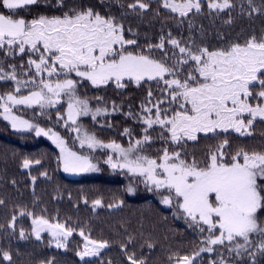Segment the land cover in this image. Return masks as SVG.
Masks as SVG:
<instances>
[{"label": "snow or ice", "instance_id": "6c2138e0", "mask_svg": "<svg viewBox=\"0 0 264 264\" xmlns=\"http://www.w3.org/2000/svg\"><path fill=\"white\" fill-rule=\"evenodd\" d=\"M39 2L0 0V6L9 10V14H0V53L4 57L28 55L27 67L21 63L19 69L15 63L0 61V81H12L15 85L12 91L0 95L3 119L17 132L47 137L59 149L58 161L64 172H98V164L89 155L70 148L59 132L13 114L16 106L23 105L39 106L43 115V109L56 107L67 97V111L64 115L58 113L56 120L77 133L75 139L80 148L110 150L113 155L106 153V165L114 172L137 178V184L159 196L163 205L175 207V214L200 234L201 239L190 253L170 255L169 264H198L201 254L210 256V264H258L257 258L264 257V148L237 147L228 151L229 137L220 139V134L251 137L255 124L264 122V34L252 35L243 43L209 48L197 43L191 34L187 41H181L169 33L167 37L162 35L159 43L148 44L147 52L134 54L127 46L136 45L137 41L125 37L122 19L92 5L67 7L65 0H56L58 8L67 7L60 15H39L30 20L15 18L18 10ZM98 3L108 9L113 5L126 7L136 15L146 13L150 7L146 0H130L126 5L123 0H98ZM247 3L250 16L264 13V5L256 7L253 0ZM203 4L204 0H161V6L181 18L178 21L181 24L190 14H202ZM235 7L234 0H207L209 12L217 15L221 12L230 15ZM227 22L231 23V19ZM188 28L190 33L194 28L190 19ZM166 45L171 46V55ZM153 49L161 51L162 58H154ZM73 74L79 79L71 78ZM81 81L94 88L114 84L118 89L126 87L125 81H133L137 87L145 81H155L157 85L162 82V97L153 103L154 94L149 90L147 104H141L143 114L133 117L145 126L142 138L130 141L125 148L114 140L105 143L82 130L79 117L91 115L97 121L109 109L90 108L89 99L78 95ZM22 89H28V94H21ZM95 99L103 104V97ZM112 110H117L115 102ZM157 127L160 132L156 138L178 148L164 147L153 158L144 154V150L153 141L150 130ZM201 134L220 142L209 147L203 161L194 155L188 159L183 149L187 142L198 141ZM123 135L131 136L129 129L125 128ZM32 163L25 159L22 166L28 168ZM127 191L135 194L136 188L130 184ZM4 203L0 199V205ZM92 205L93 211L105 206L101 199L94 200ZM19 214L32 217L31 233L36 240L47 232L51 236L49 245L54 243L57 249H65L76 231L64 222L52 223L27 210ZM15 221L13 215L8 224L13 231ZM78 234L83 238L82 247L75 253L80 261L96 257L100 258L99 264H112L102 258L103 250L110 247L109 241L93 239L84 229ZM26 238L21 228L19 239ZM132 243L133 238L129 237L127 244H121L127 264H150L146 255L129 250L128 244ZM141 247L152 250L156 245L145 241ZM0 260L13 264L8 251L0 252Z\"/></svg>", "mask_w": 264, "mask_h": 264}, {"label": "trees", "instance_id": "16d2710c", "mask_svg": "<svg viewBox=\"0 0 264 264\" xmlns=\"http://www.w3.org/2000/svg\"><path fill=\"white\" fill-rule=\"evenodd\" d=\"M123 2L126 5L130 0ZM146 2L150 5L149 10L142 15H136L126 7L121 9L113 5L111 9L103 8L98 0H65L67 7L92 5L101 12L111 11L121 18L126 29L125 37L137 41L136 45L127 46L134 54L147 52L148 44L159 43L160 37H167L169 33L181 41H187L191 34L197 43L209 48L223 47L232 42L243 43L252 35L259 37L264 34V13H253L250 16L247 0H234L236 7L231 10L230 15L228 12L218 15L215 12L210 13L207 0H204L203 13L194 16L190 14L188 18H184L182 24L178 23L181 18L161 6V0ZM253 2L256 7L264 5V0ZM67 7L58 8L56 0H47V3L40 0L36 5L18 10L15 18L60 15ZM0 14H9V11L0 6ZM189 19L194 25L191 33L188 28ZM229 19L231 23L227 22ZM166 48L171 55V46L166 45ZM151 55L160 59L163 53L153 49ZM13 63L16 64L17 61ZM125 84L123 89L116 88L114 84L99 88L102 93L97 96L110 103L109 115L103 120L100 119L102 126L93 130L103 141L120 142L128 137L141 138L145 126L133 117L141 115V104H147L149 90L154 94L153 101L162 97L161 89L164 86L161 83L157 85L155 81H145L139 87L131 81H125ZM113 102L117 106L116 111L112 110ZM38 112L39 109L34 106L28 108L20 105L13 109L14 115L54 130L55 123L47 116L51 114L40 115ZM125 128L129 129L131 136L123 135ZM150 132L153 141L145 146L148 156L155 158L164 147L178 148L156 138L160 132L158 127ZM225 135L230 142L228 151H234L237 147L264 148V122L255 124L251 137L222 133L220 139ZM61 136L74 151L89 155L98 164L100 171L78 178L66 176L61 171L58 161L60 154L56 147L33 132L15 131L0 116V199L5 202L0 205V252L8 251L13 264H42L47 260H53L54 264H99L100 258L90 257L86 261H80L76 256V250L83 245V238L78 234L80 229H84L93 239L109 241L110 247L103 250L102 258L105 262L111 260L112 264H127L121 244H127L129 237L133 238V243L128 244L129 250H135L138 255H146L150 264H169L170 255L188 254L194 249L201 236L182 216L175 214V207L163 205L159 196L148 192L143 184L136 183L137 178L120 171L114 172L104 163L105 153L81 149L68 131H63ZM219 142V139L201 134L198 141L187 142L183 151L188 153V159L194 155L201 161L206 159L209 147H214ZM25 159L33 162L28 168L22 166ZM37 160L40 163H35ZM130 184L136 188L135 194L128 193ZM96 199H101L105 206L93 211L92 202ZM85 200L88 201L87 204ZM113 203L120 206L107 207ZM21 210L30 211L35 216L43 215L53 223L64 222L76 229L69 238L67 247L57 249L53 244L50 246L51 238L48 234H41V240H36L31 233L32 217L21 216ZM13 215L16 216L15 231L8 228ZM21 228L27 236L24 240L19 239ZM145 241L155 243L156 247L152 250L142 248ZM210 259L208 254H201L198 264H210ZM257 259L258 264H264V257ZM0 264L8 262L0 260Z\"/></svg>", "mask_w": 264, "mask_h": 264}, {"label": "rangeland", "instance_id": "374dc122", "mask_svg": "<svg viewBox=\"0 0 264 264\" xmlns=\"http://www.w3.org/2000/svg\"><path fill=\"white\" fill-rule=\"evenodd\" d=\"M9 11V10H7ZM33 17H24V19L26 20H30L32 19ZM127 39H131V38H128L126 36ZM33 58H36L35 56H33ZM27 59H28V55H24V56H21V55H16L15 57H4L2 53H0V61H3L5 64H8V63H13L15 61H17L16 65H17V68L19 69V65L21 63H23L25 65V67H27ZM21 75V78H23V75L22 73L20 74ZM45 78H47L46 74H45ZM62 78V77H61ZM73 79H79L77 77L74 76V74L72 75ZM52 79H56L55 77H53ZM129 82V81H127ZM133 82V81H131ZM133 84H135L133 82ZM161 84L163 85V83L161 82ZM110 85V84H109ZM136 85V84H135ZM164 86V85H163ZM15 85H14V82L12 81H0V95H3L5 94L6 92L8 91H12L14 89ZM102 91V90H101ZM101 91H99V88H94L91 86L90 83H88L87 81H81L80 84L78 85V89H77V92H78V95L81 96V98H88L89 101H90V104H89V107L90 108H95L97 106H106L108 109H109V112L107 115H101L99 117H97V121H93L91 119V115H88V116H81L78 118V124L82 126V130L84 131H87L89 132V134H94V131L98 126H102L101 125V122H100V119L103 120L106 116L109 115L110 113V103H108L106 100L103 101V104H101V102H98L95 97L97 95H99V93H102ZM21 94H28V89H22V93ZM157 99H155L153 101V103L156 102ZM23 106V105H21ZM149 107H151L152 105H147ZM167 104L163 105L162 107H166ZM34 107H37L39 109V112L38 114L42 115L41 114V109L39 108V106H34ZM3 111V110H2ZM67 111V97H63L62 98V102L61 104L57 105L56 107H46L45 109H43V113L45 115V113H49L51 115H47L52 122L55 123V129L54 131H57L59 132V134L61 135L63 131H68L69 133H71V136L75 139L77 133H74V132H71L69 128H66L63 126V122H60V123H57V120H56V117H57V114H61V115H64ZM143 113L141 112V115ZM3 117V115H0ZM138 123H140L141 125H143L139 120H138ZM40 127H44L46 128L45 126L43 125H39ZM57 127V128H56ZM34 133V132H33ZM35 134V133H34ZM167 135V134H166ZM126 136V135H125ZM43 138H45L48 142H50L54 147H56L47 137H44L42 136ZM97 137V135H96ZM98 138V137H97ZM142 138V137H141ZM99 139V138H98ZM101 140V139H100ZM135 138H126L125 141H120V142H117L119 144H121L122 147H125L127 148L128 147V144L130 141L134 142ZM76 141V144L79 146V141ZM103 141V140H102ZM161 142H164L163 140H160ZM105 143H107L106 141H103ZM80 147V146H79ZM57 148V147H56ZM58 149V148H57ZM83 149H87V150H90L88 149L87 147L83 148ZM59 151V149H58ZM91 152H101V153H107L109 155H113V153H111L110 150H106V149H96L95 151L93 150H90ZM60 154V152H59ZM144 154L146 155H149V153L146 152V150L144 151ZM203 161V160H201ZM61 171L68 177H71V178H78V177H83V176H86L88 175L89 173H92V172H87V173H79V174H75V173H66L63 171V167L61 165ZM53 223V222H52ZM42 234H48L47 232L45 233H42ZM49 235V234H48ZM49 237L51 238V236L49 235ZM54 245V243H53ZM55 246V245H54Z\"/></svg>", "mask_w": 264, "mask_h": 264}]
</instances>
